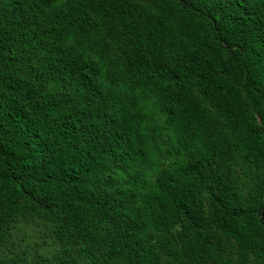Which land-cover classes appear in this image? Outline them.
<instances>
[{
	"label": "trees",
	"instance_id": "1",
	"mask_svg": "<svg viewBox=\"0 0 264 264\" xmlns=\"http://www.w3.org/2000/svg\"><path fill=\"white\" fill-rule=\"evenodd\" d=\"M0 264H264V0H0Z\"/></svg>",
	"mask_w": 264,
	"mask_h": 264
},
{
	"label": "rangeland",
	"instance_id": "2",
	"mask_svg": "<svg viewBox=\"0 0 264 264\" xmlns=\"http://www.w3.org/2000/svg\"><path fill=\"white\" fill-rule=\"evenodd\" d=\"M42 229L43 227L39 221L20 217L17 231L14 233L12 240L20 246L27 244L49 256L52 251L56 250V247L51 244L50 239L45 237Z\"/></svg>",
	"mask_w": 264,
	"mask_h": 264
}]
</instances>
